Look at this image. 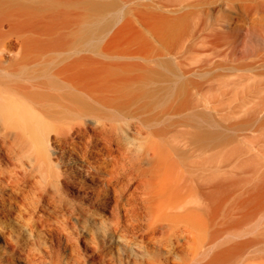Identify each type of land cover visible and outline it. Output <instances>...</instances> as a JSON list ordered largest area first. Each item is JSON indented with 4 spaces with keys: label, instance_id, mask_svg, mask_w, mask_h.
Wrapping results in <instances>:
<instances>
[{
    "label": "bare ground",
    "instance_id": "obj_1",
    "mask_svg": "<svg viewBox=\"0 0 264 264\" xmlns=\"http://www.w3.org/2000/svg\"><path fill=\"white\" fill-rule=\"evenodd\" d=\"M207 51L255 72L227 77L218 118L177 84L174 58ZM242 141L264 149V0H0V264H264ZM50 144L93 184L77 202ZM96 207L101 240L78 229Z\"/></svg>",
    "mask_w": 264,
    "mask_h": 264
},
{
    "label": "rangeland",
    "instance_id": "obj_2",
    "mask_svg": "<svg viewBox=\"0 0 264 264\" xmlns=\"http://www.w3.org/2000/svg\"><path fill=\"white\" fill-rule=\"evenodd\" d=\"M256 41H252L251 43L244 44L240 47L241 53H246L248 48L251 45H254ZM251 44V45H250ZM250 45V46H249ZM256 45V44H255ZM209 52V53H208ZM194 54V53H193ZM191 52L188 54H178L176 58V62H182V64L186 67H190L193 71L185 76L177 78V84H186L189 86L190 92L196 102L199 105L206 104L209 108L210 112L215 115V118L220 117L218 113L215 111V107L219 108V112L223 113V89L226 86L227 77L233 76L237 77L238 73L241 72L244 74L245 78L255 75V72L252 69L249 70H239L235 71L234 74L228 75V71L226 69L227 60L223 55L211 54V51H207V53L199 52L198 56H192ZM195 55V54H194ZM246 60H249L246 57ZM175 62V63H176ZM253 79L251 78L250 81ZM200 81V82H199ZM168 119L165 118V121ZM132 137H135L132 135ZM136 140V138H135ZM240 146L243 151L237 156L238 160L248 159L247 166L254 169L256 167H260L264 165V149H258L257 147L250 148L249 143L246 141L240 142ZM220 146L213 145V147L208 152L212 164V170H215V163L224 159L225 150ZM50 153V165L56 169L57 172L61 173L65 177V193L64 199L69 202L72 198L77 202V196H82L83 191H87L88 188L93 185L89 179L81 178L83 173L79 171V164H76L75 160L68 161L65 155L57 151V147L54 144H50L48 147ZM197 157V158H196ZM196 159L200 157L196 156ZM77 158V157H76ZM79 161V160H77ZM81 184L84 188H81ZM84 189V190H82ZM104 198L111 199L113 195V190L108 188L102 192ZM66 197V198H65ZM80 199V198H79ZM220 203V202H218ZM229 206V203L221 204V210L219 212V217L223 216L224 211ZM95 209V210H94ZM94 215L86 216L80 221L81 225H78L79 231H84L85 229L90 231H94V234L101 240L102 239V229L106 222H104V218L111 219V214L109 210L103 208H93ZM263 212V213H262ZM258 214L261 217H264V211ZM121 213V212H120ZM47 214V213H46ZM123 216V212H122ZM70 225V229H71ZM84 228V230L82 229ZM83 241L79 239L78 245L83 248ZM116 247L122 248L123 244L113 242ZM81 245V246H80ZM264 246V244H262ZM130 252L135 253V255L140 254L139 248L134 245H130L128 247ZM248 252L244 254L247 255ZM238 260L232 259L228 264H237Z\"/></svg>",
    "mask_w": 264,
    "mask_h": 264
}]
</instances>
